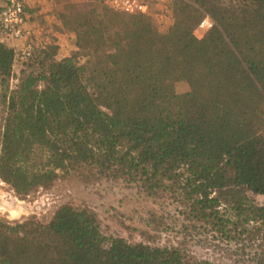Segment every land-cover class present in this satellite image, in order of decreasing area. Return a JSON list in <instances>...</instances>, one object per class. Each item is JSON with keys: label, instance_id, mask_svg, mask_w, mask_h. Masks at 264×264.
Here are the masks:
<instances>
[{"label": "trees", "instance_id": "trees-1", "mask_svg": "<svg viewBox=\"0 0 264 264\" xmlns=\"http://www.w3.org/2000/svg\"><path fill=\"white\" fill-rule=\"evenodd\" d=\"M234 1H175L163 32L150 13L124 21L106 1L114 13L78 22V49L61 58L48 42L17 59L0 31L1 181L24 198L95 167L176 194L227 240L249 222L264 226V204L250 198L264 197V0ZM205 14L212 25L202 30ZM92 42L97 61L84 50ZM179 80L189 87L181 94ZM0 264L211 263L107 237L95 212L64 203L45 223L0 219Z\"/></svg>", "mask_w": 264, "mask_h": 264}, {"label": "rangeland", "instance_id": "rangeland-1", "mask_svg": "<svg viewBox=\"0 0 264 264\" xmlns=\"http://www.w3.org/2000/svg\"><path fill=\"white\" fill-rule=\"evenodd\" d=\"M47 1V12L51 16L41 17V20L51 23L55 35L48 42L58 46V58L78 49L73 30L78 22L88 19L98 24L114 13L106 0ZM221 1L224 4L231 2ZM117 13L124 21L130 15ZM115 23L117 25L119 21ZM153 24L162 32L168 28L157 25L155 21ZM109 40V37L105 39L106 42ZM34 42L36 46L48 43L42 42L41 37ZM95 46L96 43L92 42L86 46L87 50L84 49L85 52L90 49L91 61H97L101 56L99 51H95ZM81 61H86V57H82ZM188 88L183 80L175 83V91L179 94ZM5 115L6 109L0 96V140ZM250 198L255 203L264 204V197L260 195ZM181 200L168 191L149 193L135 183L89 166L77 167L56 179L49 188L39 187L24 198L16 196L13 189L0 179V219L10 223L26 219L45 223L60 205L68 203L76 209L87 208L95 212L101 231L107 237H121L130 243L176 247L211 264H264L263 225L255 222L244 224L245 232L227 240L206 223L191 218Z\"/></svg>", "mask_w": 264, "mask_h": 264}, {"label": "built area", "instance_id": "built-area-1", "mask_svg": "<svg viewBox=\"0 0 264 264\" xmlns=\"http://www.w3.org/2000/svg\"><path fill=\"white\" fill-rule=\"evenodd\" d=\"M107 3L125 14L150 13L153 21L159 26L169 27L173 23L169 5L179 0H106ZM26 11L24 0H0V31L16 50V57L20 60L28 59L36 46L30 38V32L25 26ZM212 20L204 17L200 29L211 27Z\"/></svg>", "mask_w": 264, "mask_h": 264}, {"label": "crops", "instance_id": "crops-1", "mask_svg": "<svg viewBox=\"0 0 264 264\" xmlns=\"http://www.w3.org/2000/svg\"><path fill=\"white\" fill-rule=\"evenodd\" d=\"M26 11L25 26L30 32V38L38 40L41 37L42 42H48L50 37L55 35L51 23L42 21L41 17L48 18L51 16L48 13L49 5L47 0H24ZM17 42H10V45H15ZM36 45V43L34 42Z\"/></svg>", "mask_w": 264, "mask_h": 264}, {"label": "bare ground", "instance_id": "bare-ground-1", "mask_svg": "<svg viewBox=\"0 0 264 264\" xmlns=\"http://www.w3.org/2000/svg\"><path fill=\"white\" fill-rule=\"evenodd\" d=\"M2 207V206H1ZM12 208V207H11ZM0 210H1V208H0Z\"/></svg>", "mask_w": 264, "mask_h": 264}]
</instances>
